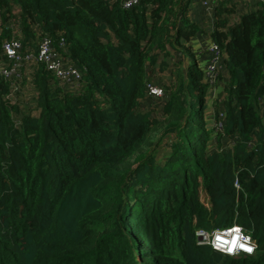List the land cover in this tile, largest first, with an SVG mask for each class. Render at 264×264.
I'll return each instance as SVG.
<instances>
[{"label": "trees", "instance_id": "trees-1", "mask_svg": "<svg viewBox=\"0 0 264 264\" xmlns=\"http://www.w3.org/2000/svg\"><path fill=\"white\" fill-rule=\"evenodd\" d=\"M191 1L0 0V264H264V3L215 5L213 88L192 52L207 33ZM45 36L65 38L82 80L70 88L23 65L33 115L8 95L22 77L2 73L3 46L36 51ZM166 70L168 83L156 78ZM234 224L253 255L199 243L197 231Z\"/></svg>", "mask_w": 264, "mask_h": 264}, {"label": "built area", "instance_id": "built-area-1", "mask_svg": "<svg viewBox=\"0 0 264 264\" xmlns=\"http://www.w3.org/2000/svg\"><path fill=\"white\" fill-rule=\"evenodd\" d=\"M206 8H210L215 0H200ZM246 2H254L257 4L264 3V0H245ZM122 6L131 9L140 4V0H121ZM4 52L9 58V63L5 66L2 73L6 77L16 76L22 77L21 67L36 61L45 64L47 70L51 71L55 77L70 88H78L82 80L80 69L73 63L67 61L63 56V51L67 49V43L64 37L57 41L51 37H43L40 41L38 49L32 50L25 47L20 40L12 39L7 41L3 46ZM207 55L206 78L205 80L213 87L217 85L219 77L224 68L223 51L217 43L210 41L206 48ZM19 86L17 82H13L9 97H15ZM151 95L160 97L163 95V89L156 83L149 82L147 85ZM213 91V90H212ZM14 98L13 100H15ZM264 105V97L260 99ZM213 126L216 131H223V114L215 120ZM253 145V142L250 144ZM238 185V184H237ZM202 235L204 243L210 244L214 249L230 253L235 256L239 254H254L256 243L249 232H246L242 226L234 224L231 227H222L214 229L211 232L203 230L198 231Z\"/></svg>", "mask_w": 264, "mask_h": 264}, {"label": "rangeland", "instance_id": "rangeland-1", "mask_svg": "<svg viewBox=\"0 0 264 264\" xmlns=\"http://www.w3.org/2000/svg\"><path fill=\"white\" fill-rule=\"evenodd\" d=\"M223 1H227V3L229 2L228 3L229 5L236 4L237 5V10L241 9L240 11H244V9H247L248 7L249 8L258 7V6L261 5V3L257 4V3H254V2H246L245 0H215V1H213V3H212L210 8H206V7H203L202 5L199 4V0H192L191 4L189 6V11H188L189 15H191L192 18H195V14L199 13L198 16L203 18V20H200V21H202V24L200 26L202 28V31L206 30L207 34H204V35H206L207 39H209V40H210V38H209L210 35L208 33H209L210 30L208 29L209 28L208 26H209V24L212 25V22L214 21V16H213L214 7H215V5H219ZM196 19H198V17ZM199 49H201V47ZM192 52H197L198 53L197 48L194 47ZM200 58L202 59V55H201V57H199V60H200ZM189 61H191V60L186 59V64L189 63ZM29 72H30V70H29L28 67H27V69L25 71H23V77H22V79L19 82L20 88H19L18 92L15 94V97H11V98L12 99L16 98L17 104L21 107L22 111L31 112L33 115H38L39 114V110L36 108V102L34 100L35 90H34L32 84L30 83ZM156 76H157L156 78H158V77L160 79L162 78L164 80V82L168 83V80H169L168 79V70L163 71V72H159L158 71V74ZM221 85H222V82H221ZM158 100H160V99H156V101H158ZM13 101L14 100H12V102ZM211 109L214 112V105L212 104V100H211L210 110ZM213 112H211V116L213 115ZM155 115H157L159 117V113L156 112ZM212 118L213 117H211V119L209 120V123H210L211 127H213ZM214 143H215V140L214 139L211 140L209 142L210 147L213 148L214 147ZM201 198H202V201L204 203H208V200H207L208 197L203 191L201 193ZM240 256H244V255L243 254L237 255V257H240Z\"/></svg>", "mask_w": 264, "mask_h": 264}, {"label": "crops", "instance_id": "crops-1", "mask_svg": "<svg viewBox=\"0 0 264 264\" xmlns=\"http://www.w3.org/2000/svg\"><path fill=\"white\" fill-rule=\"evenodd\" d=\"M199 4L202 5L203 7H205L200 0H199ZM198 14L199 13L195 14V18L194 19H195V21H198L199 24L201 25L202 21H200V20H203V18L199 17ZM197 17H198V19H196ZM209 43H210V40L207 39L206 35H204L203 33L198 34L193 39V49H194V47L197 48V51L199 53V57H201V55H202V59L204 60V63H203L204 66H206V64H207V55L205 54V52H206V48L208 47ZM200 47H201V49H199ZM212 120H213V124H214L215 117H213ZM209 125H210V123H209Z\"/></svg>", "mask_w": 264, "mask_h": 264}, {"label": "clouds", "instance_id": "clouds-1", "mask_svg": "<svg viewBox=\"0 0 264 264\" xmlns=\"http://www.w3.org/2000/svg\"><path fill=\"white\" fill-rule=\"evenodd\" d=\"M237 225H239V224H237ZM233 226V225H232ZM239 226H241V225H239ZM229 227H231V226H229ZM245 230V229H244ZM197 235H198V240H199V243H204V242H202L203 241V237H202V235H199L198 234V231H197ZM201 237V238H200ZM205 244H207V245H210V244H208V243H205ZM211 246V245H210ZM212 247V246H211ZM213 248V247H212ZM214 249V248H213ZM216 250V249H215ZM217 251H219V250H217ZM220 252H222V251H220ZM222 253H224V254H227V255H230V256H233V257H237V256H235V255H233V254H230V253H225V252H222ZM243 255H253V254H243Z\"/></svg>", "mask_w": 264, "mask_h": 264}, {"label": "water", "instance_id": "water-1", "mask_svg": "<svg viewBox=\"0 0 264 264\" xmlns=\"http://www.w3.org/2000/svg\"><path fill=\"white\" fill-rule=\"evenodd\" d=\"M201 238V237H200Z\"/></svg>", "mask_w": 264, "mask_h": 264}]
</instances>
